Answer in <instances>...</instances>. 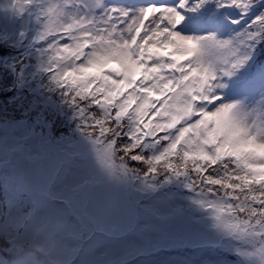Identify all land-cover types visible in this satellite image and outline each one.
Returning a JSON list of instances; mask_svg holds the SVG:
<instances>
[{"label":"snow or ice","instance_id":"1","mask_svg":"<svg viewBox=\"0 0 264 264\" xmlns=\"http://www.w3.org/2000/svg\"><path fill=\"white\" fill-rule=\"evenodd\" d=\"M0 264H264V0H0Z\"/></svg>","mask_w":264,"mask_h":264},{"label":"rangeland","instance_id":"2","mask_svg":"<svg viewBox=\"0 0 264 264\" xmlns=\"http://www.w3.org/2000/svg\"><path fill=\"white\" fill-rule=\"evenodd\" d=\"M3 27H10V25H8L7 22H5V23L3 24Z\"/></svg>","mask_w":264,"mask_h":264}]
</instances>
